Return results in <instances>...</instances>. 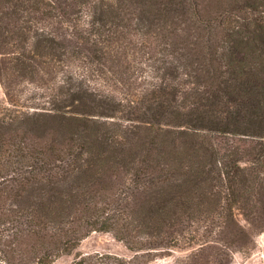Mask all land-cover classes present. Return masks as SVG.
I'll return each mask as SVG.
<instances>
[{
	"label": "trees",
	"instance_id": "trees-1",
	"mask_svg": "<svg viewBox=\"0 0 264 264\" xmlns=\"http://www.w3.org/2000/svg\"><path fill=\"white\" fill-rule=\"evenodd\" d=\"M1 1L0 24L11 27L0 28V56H6L0 85L13 108L0 109V244L11 254L7 258L0 250V260L52 264L92 232H111L141 255L129 260L95 256L76 264H142L153 250L200 242L170 231L191 204L185 196L144 202L149 209L144 226L151 230L158 224L164 230L139 242L112 201L98 209L79 200L76 191L62 199L58 187L84 173L79 163L96 119L133 122L151 132L184 123L190 131L264 138V0H225V7L207 19L196 0ZM178 8L197 17L203 34L179 40L173 20ZM24 81L52 103L50 139L41 132L46 126L34 114L17 110L12 100ZM65 133L69 136L58 141ZM139 173L134 177L149 178L148 171ZM220 178L234 186L236 195L257 193L246 187L247 169L240 161L224 164ZM205 181L200 175L198 186ZM36 184L57 194L45 203L50 211L68 205L74 207L72 215L58 222L39 213L44 199L25 202L23 192ZM146 186L141 182L135 189ZM231 207L226 196V228ZM27 241L31 244L24 250Z\"/></svg>",
	"mask_w": 264,
	"mask_h": 264
},
{
	"label": "rangeland",
	"instance_id": "rangeland-1",
	"mask_svg": "<svg viewBox=\"0 0 264 264\" xmlns=\"http://www.w3.org/2000/svg\"><path fill=\"white\" fill-rule=\"evenodd\" d=\"M224 1L196 0L197 11L207 19V15L216 14L225 7ZM3 8L0 0V10ZM176 11L173 20L179 40L189 41L196 34H203L195 15L186 8H178ZM26 20L18 25L24 26ZM50 22L48 24L51 26ZM10 27L0 24L1 30ZM5 49L9 50L10 47ZM4 59L6 56H0V62ZM35 88V85L22 82L15 88L14 94L17 96L12 100L17 110L34 114L33 117L40 121L39 125L46 126L45 131L40 130L50 139L53 137L50 132L53 133L55 121L48 118L47 113H51L52 103L47 104L44 92L36 91ZM4 107L10 106L0 85V109ZM94 121L91 142L87 150H82L84 155L78 164L84 173L58 187V192L62 191V199L67 198L66 194L72 190L76 191L79 200L88 202L89 206L94 204L98 209L107 208L102 202L112 201L117 212L128 217L127 224H131L133 234L138 236L136 240L141 242L147 240V234L164 230L158 224L151 230L144 226L142 218L149 209L143 203H152L156 199L168 200L170 195L179 198L185 196L191 204L181 213L180 224L173 226L170 231L180 230L183 239L196 236L200 242L195 241L187 247L183 242L177 246L173 243L171 248L153 250L144 256L142 264L264 262V227L261 226L264 223V138L190 131L184 123L179 125L181 127L167 126L151 132L141 124L118 119L102 118ZM34 133L41 134L37 131ZM68 136L67 133L57 135V140H64ZM211 151L213 155L209 154ZM237 161L247 169L246 187L257 190V193L246 195L241 192L236 195L234 186L230 187L226 181L221 180L224 164L233 167ZM142 170L148 171V179L134 177L135 172L138 171L139 175ZM200 175L206 179L202 187L198 186ZM141 182L147 185L145 189H135ZM26 191L23 192L25 202L37 203L39 198L44 199L38 211L47 218L56 217L58 222H64L74 211V207L68 205L61 210L50 211L45 203L57 194L44 186H28ZM226 196L232 204V223L227 228L226 220L229 218L227 211L222 208ZM30 244L27 241L21 248L26 250ZM0 250L7 252V258H10V252L2 244ZM139 254L130 251L111 232H92L80 240L70 254L61 256L52 264H76L103 255L129 260ZM0 258L4 259L2 254ZM1 260L0 264L16 262L12 259L6 262Z\"/></svg>",
	"mask_w": 264,
	"mask_h": 264
}]
</instances>
